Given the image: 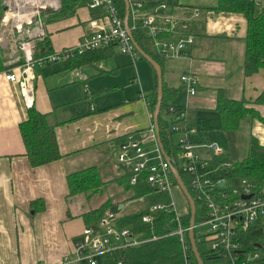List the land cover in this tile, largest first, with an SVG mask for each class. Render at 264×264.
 Returning a JSON list of instances; mask_svg holds the SVG:
<instances>
[{
  "label": "crops",
  "instance_id": "crops-1",
  "mask_svg": "<svg viewBox=\"0 0 264 264\" xmlns=\"http://www.w3.org/2000/svg\"><path fill=\"white\" fill-rule=\"evenodd\" d=\"M45 1L48 11L58 9V0L56 4L54 0ZM139 1L148 7L164 2L168 6V12L177 19L178 32L192 36L191 45L181 57L156 56L148 39L143 42V47L149 54L140 48L139 50L160 67L162 88L175 91L173 99L167 105L186 109L185 126L195 130L194 141L215 146L230 162H233L230 158L236 154V147H244L243 159L250 142L264 148V102H254L264 95V66L249 76L243 75L247 28L244 14L220 9L219 0H128V5ZM251 1L256 12L264 11V0ZM86 2L84 0V5L78 7L71 16L42 23L40 30L45 33L44 38L49 40L51 52L73 47L80 40L86 21L91 16ZM46 14L45 12L44 15ZM37 37L41 39L38 33ZM113 52L121 55L113 47L103 53L105 57L75 68H71L70 61H64L69 74L67 85L80 83L85 103L93 99L86 87L88 77L78 79L75 72L85 67L100 70L102 62H107ZM121 56L127 58L128 65L134 66L136 60L141 58L151 67L138 53L134 62L128 56ZM56 62L59 61L52 63ZM21 64L22 58L14 65L10 64L2 57L0 50V264H86L69 262L75 246L84 240L82 230L94 223L87 225L82 216L107 203L101 216L105 211L114 212L118 226L122 218L136 211L129 209L131 192L124 191L122 186L113 182L90 197H66V176L88 167L97 168L102 182L112 181L123 175L111 154L119 140L129 135L145 133L152 125V113L139 95L144 93L148 99L153 90L156 93L155 72L151 67L154 73L153 87L144 92L139 86L136 101L103 102L100 110L90 106L81 115L64 118L60 107L56 106L53 94H50L53 91L49 81L51 79L46 80L40 73V68L50 63L34 66L30 71L31 107L40 114L51 113L58 123L53 133L57 151L62 157L32 168L24 156L18 128L26 120L28 108L24 106L16 83L4 78L10 72L18 76ZM186 74L195 79V93L192 96L186 93L179 82V77ZM132 81L138 80L133 76ZM218 95L230 101H245V108L253 115L247 114L239 120L234 130L223 132L215 111ZM160 110L161 107L158 115ZM165 117L162 120L168 122L167 113ZM218 132L224 135L225 146L223 142L214 140L213 137H217ZM208 137L214 142L210 143ZM218 142L222 147L218 146ZM147 145L151 144L147 142ZM113 185L116 194L110 189ZM32 202H35V210ZM141 203L144 209V201ZM105 258H98L96 264H111L112 261L109 263Z\"/></svg>",
  "mask_w": 264,
  "mask_h": 264
},
{
  "label": "built area",
  "instance_id": "built-area-1",
  "mask_svg": "<svg viewBox=\"0 0 264 264\" xmlns=\"http://www.w3.org/2000/svg\"><path fill=\"white\" fill-rule=\"evenodd\" d=\"M53 0H48L52 2ZM56 4V0H54ZM87 9L91 16L86 21V28L80 40L73 47L53 51L43 57L33 58L27 43L21 45L22 64L19 75L7 73L5 80L16 83L24 106L32 104V77L30 71L34 66H41L55 61H71L77 56L108 46L116 47L121 55L128 56L134 62L138 56L123 25L113 0H88ZM196 13V9L194 10ZM93 14V15H92ZM128 30L130 33L140 29L150 42L154 54L160 58H177L184 55L192 43V36L178 32L177 19L168 12L164 2L144 8L142 2L129 3ZM174 36V37H173ZM78 79H83L75 72ZM179 82L189 96L194 95L195 79L186 74L179 77ZM140 99L148 103L144 93ZM169 116V131L175 136L177 145L176 157L163 155L158 148L153 126L145 133L127 136L119 142L114 150L115 163L123 175H128L127 185L135 186L142 176L150 186V194L162 199L144 207L140 222L151 227L160 215H170L174 227L163 236H175L180 248L182 264H195L190 254L187 238L189 230L188 204L177 186L171 169L179 177H185L187 192L192 198L196 210L199 209L201 221L193 222V233L196 241L203 245L206 254L216 264H257L261 255L255 251H242L239 243L240 234L261 226L264 229V190L257 191L255 184L246 179H223L218 172L227 170L229 163L208 167L212 156L222 155L220 149L211 144H198L194 141L195 130L185 126L187 111L184 107L166 105ZM149 142L151 145H147ZM177 165L175 168L172 162ZM173 188L181 193L186 207L178 213L171 195ZM144 196L137 198L143 202ZM188 215L187 223L183 218ZM114 212L105 211L97 222L84 227V240L75 246L71 261L73 263L96 264L103 256L110 257L111 264H123L124 258L119 253L125 249L136 248L158 237H143V233L133 231L129 226L118 227ZM196 227H205L203 233L196 235ZM116 254V259H111ZM118 255V256H117Z\"/></svg>",
  "mask_w": 264,
  "mask_h": 264
},
{
  "label": "trees",
  "instance_id": "trees-1",
  "mask_svg": "<svg viewBox=\"0 0 264 264\" xmlns=\"http://www.w3.org/2000/svg\"><path fill=\"white\" fill-rule=\"evenodd\" d=\"M59 6L56 11L46 12V21L54 20L61 17H68L74 14V11L84 5V0H58ZM119 16L123 19V2L122 0H113ZM220 9L228 11H239L244 14L247 20L245 35V48L243 60V75L249 76L264 66V11L256 12L255 5L251 0H219ZM148 5H144L147 8ZM0 6V16L2 14ZM132 38L137 47L149 54V51L143 47V42L147 37L140 29L131 32ZM114 46H108L101 50H93L75 57L70 61L71 68L79 67L93 60L105 57L103 53L111 50ZM100 52V53H99ZM51 53L49 40L43 39L38 42L37 50L33 58L43 57ZM162 97L160 107H165L169 100L173 99L175 91L162 88ZM156 99L155 90L148 95V110L152 113ZM254 102H264L262 98H257ZM245 101L226 100L218 95L215 103V111L219 116L220 128L223 132L232 131L237 127L241 118L247 114L253 115L245 108ZM58 123L54 120L51 113L40 114L32 107L27 110V118L19 124V132L24 146V156L30 167L45 165L62 156L58 153L54 139L53 129ZM158 137L162 150L165 155L176 157L177 145L174 143V134L169 131V123L163 121L159 115L157 117ZM135 137V135H133ZM124 137L119 142L124 141ZM222 163H229L227 170L218 172L223 179L232 180L234 178L246 179L256 186V190H264V148L258 147L255 143L249 144L246 157L238 163L230 162L224 155L212 156L208 167H214ZM172 165L177 168L174 160ZM128 175H121L112 181L102 182L96 167H88L66 176L67 195L73 197L78 195L92 196L100 193L102 187L108 183H115L122 186L124 191L131 192L129 199H135L144 196V206L151 205L153 202L162 199L161 196L153 195L150 186L145 183L142 176L138 178L135 186L127 185ZM180 179L187 188L185 177L180 173ZM35 202H32V208ZM108 204L103 203L98 208L88 211L82 217L88 225L90 222L97 221L104 208ZM34 209V208H33ZM35 210V209H34ZM144 213L141 209L137 213H132L118 222V226H130L133 231L143 233V237L150 238L152 235L158 237L154 241L147 242L136 248H129L121 251L120 256L124 258L123 264H182L180 248L175 236L163 235L169 232L174 225L170 222V215L164 214L154 220L151 227L140 222V216ZM188 215L183 218V223H187ZM239 243L242 251H255L261 255L257 264H264V229L261 226H255L245 233L240 234ZM197 252L202 259L203 264H216L212 257H209L203 245L196 241ZM192 255V253L190 252ZM118 256V255H117ZM193 257V256H192ZM108 259V260H107ZM111 259H116L113 254ZM104 260L111 262L110 257Z\"/></svg>",
  "mask_w": 264,
  "mask_h": 264
},
{
  "label": "rangeland",
  "instance_id": "rangeland-1",
  "mask_svg": "<svg viewBox=\"0 0 264 264\" xmlns=\"http://www.w3.org/2000/svg\"><path fill=\"white\" fill-rule=\"evenodd\" d=\"M86 1L88 2V0ZM45 2V0H0V6L6 8L2 10L0 16V50L2 57L10 64L14 65L22 58L20 47L24 42L27 43L33 55L37 50L38 42L44 39L45 33L40 30V27L47 18V15H44L45 12H48ZM37 33L40 34L41 39H38ZM66 68L64 61L50 63L40 68L41 76L46 80L51 79L49 81L53 91L50 94H53L56 106L60 107V112L64 118L76 114L81 115L87 112L90 106L95 110H100L103 102L136 101L139 86L144 92L153 87V70L143 59L138 58L134 66H131L128 65L127 58L113 52L107 62H102L100 70L89 67L79 70L84 78L88 77L86 87L89 89L90 96L93 97L92 101L85 103L82 100L81 84L67 85L69 74ZM133 76L138 80L137 82L132 81ZM165 115V109L161 108L159 117L165 119ZM218 133L217 137H213L214 140L225 141L224 135L221 132ZM208 140L210 143L214 142L213 139L209 138ZM218 146L222 147L219 142ZM235 152L236 154H233L230 159L233 163H238L243 160L244 147H236ZM111 155L112 160L115 161L114 152ZM107 165L109 164L107 163ZM110 189H113V193L116 194L114 185ZM171 195L176 210L178 213H182L186 203L181 193L177 188H173ZM128 203L129 209L136 211H133L134 213L143 208V204L136 198L129 200ZM200 221L201 217L199 209H197L195 224L197 225ZM204 230L205 227H196L195 234L199 235Z\"/></svg>",
  "mask_w": 264,
  "mask_h": 264
},
{
  "label": "water",
  "instance_id": "water-1",
  "mask_svg": "<svg viewBox=\"0 0 264 264\" xmlns=\"http://www.w3.org/2000/svg\"><path fill=\"white\" fill-rule=\"evenodd\" d=\"M123 3H124L123 25L127 29V35L129 37L133 47L137 51V53L151 65V67L153 68V70L155 72V76H156V99H155V105H154V109H153L151 117H152V125H153V129H154L158 148L160 149L161 153L164 155V152L162 150V146L160 144L159 137H158V126H157V117H158V111H159V107H160V103H161V96H162V93H161L162 92V83H161L160 67L150 57H148L143 52H141L139 50V48L137 47L136 43L134 42V40L132 38V34L130 33V31L127 28L128 27L127 26V15H128V7H129L128 0H123ZM2 9L3 10L6 9L5 6ZM171 173L173 175V178H174L177 186L179 187L181 193L185 197L187 204H188L189 227L190 228L187 232V238H188V242L190 245V250H191L192 256L194 258L195 264H203L202 259L200 258L199 254L197 252V249H196L194 233H193V228H192L193 222H194V215H195L194 202H193L192 198L190 197L189 193L187 192L186 188L184 187L177 171L174 168H172Z\"/></svg>",
  "mask_w": 264,
  "mask_h": 264
}]
</instances>
